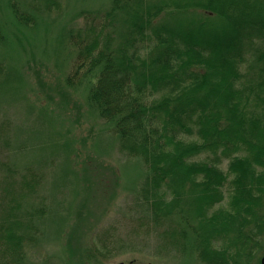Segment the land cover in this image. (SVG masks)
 <instances>
[{"label":"trees","instance_id":"trees-1","mask_svg":"<svg viewBox=\"0 0 264 264\" xmlns=\"http://www.w3.org/2000/svg\"><path fill=\"white\" fill-rule=\"evenodd\" d=\"M103 2L98 15L73 10L71 20L84 12L87 21L59 31V49L69 44L75 54L68 74L62 69L47 87L40 67L29 66L44 102L29 103L27 113L39 109L37 123H47L55 144L47 158L63 155L69 172L98 173L105 161L95 157L94 142L103 131L118 153L145 168L136 176L141 208L168 227L171 244L183 241L182 250L190 247L203 264H251L264 250V0ZM62 3L4 0L0 12L11 15L12 34L23 40L50 26L45 20ZM2 21L0 87L12 49ZM83 101L89 136L80 114L62 113ZM19 174V184L6 178L0 189V264H39L29 251L41 246L37 223L50 213L34 203L45 172L30 165ZM93 253L72 251L67 264H97ZM52 256L40 264H53Z\"/></svg>","mask_w":264,"mask_h":264},{"label":"rangeland","instance_id":"rangeland-1","mask_svg":"<svg viewBox=\"0 0 264 264\" xmlns=\"http://www.w3.org/2000/svg\"><path fill=\"white\" fill-rule=\"evenodd\" d=\"M3 1L0 0V6ZM62 1L60 12L45 20L51 25L47 28L41 26L35 34L27 32L32 37L23 40L15 39L19 36L16 32L12 34L17 26L13 24L11 15L5 10L0 12L12 46L5 53L9 57V63L5 65L6 72L9 70L7 74H3L6 80L0 87V189L6 186L3 183L6 178L13 185L19 184L22 175L19 174L20 170L32 165L45 172L42 181L44 190L42 186L36 190L38 195L34 203H43L50 207L46 218L37 223L43 227V239L41 246L37 244L34 249H30L32 260L40 264L45 261L46 256L53 255V264H67L66 258L72 251L73 257L76 250L79 255L83 252H94L90 260L97 264H203L190 247L182 250L183 241L175 239L176 243L171 244L164 236L168 227L155 224L150 218L151 215L143 211L139 199L141 181L136 176L139 169L145 172V168L137 159L118 153V149L111 145V138L103 131H97L98 135L95 136L98 139L94 142V155L105 162L102 165L103 170L94 173L95 175L84 172L81 175L82 171L69 172L72 162L62 161L65 159L63 155L55 154L50 159L47 158L51 151L54 152L55 145L45 129L47 123L45 119L37 123L39 109L36 111L33 107V112L27 113V109L30 111L28 104L38 105L43 94L40 80L29 66L35 69L40 67L45 77L43 85L47 87L54 83L55 76L62 69V74H68L75 54L69 44L65 49H59L57 38L61 34L60 30H74L85 24L88 13L84 12L90 9L92 14L98 15L96 9L100 3H104V0H69V3L68 0ZM77 9L85 11L74 17L75 23L71 20V14ZM66 37H63L64 43ZM23 94L25 97L22 98ZM75 97L78 102L84 98L81 94ZM76 106L70 107V111L65 109L62 113L74 120L80 114L79 118H84L83 127H87L84 135L89 136L92 128L87 124L89 121L85 116L90 108L84 101L81 106ZM88 118L91 119L92 115ZM98 119L100 123L101 119ZM74 131L78 132L76 129ZM93 135L92 132L91 137ZM6 137L9 138L8 142ZM3 143H7L5 149ZM225 163L224 161L222 165L226 168ZM11 167L14 169L12 172ZM111 167H116L118 171L119 184L115 176L116 169ZM1 198L0 191V201ZM75 199L78 201L76 205ZM19 214L24 215L22 212ZM35 221L37 220H34V225ZM178 227L176 225L177 229ZM43 253L46 255L43 256ZM256 255L251 264L260 263L264 250H257Z\"/></svg>","mask_w":264,"mask_h":264},{"label":"water","instance_id":"water-1","mask_svg":"<svg viewBox=\"0 0 264 264\" xmlns=\"http://www.w3.org/2000/svg\"><path fill=\"white\" fill-rule=\"evenodd\" d=\"M261 263L260 264H264V256L261 258Z\"/></svg>","mask_w":264,"mask_h":264}]
</instances>
